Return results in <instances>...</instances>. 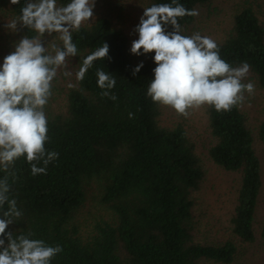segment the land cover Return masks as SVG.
Returning <instances> with one entry per match:
<instances>
[{
  "label": "trees",
  "instance_id": "trees-1",
  "mask_svg": "<svg viewBox=\"0 0 264 264\" xmlns=\"http://www.w3.org/2000/svg\"><path fill=\"white\" fill-rule=\"evenodd\" d=\"M3 1L19 17L25 0L17 5ZM209 1L178 0L189 10ZM57 2L66 5L69 0ZM147 2L150 7L171 0ZM193 20L178 18L182 30ZM20 32L35 35L27 28ZM72 40L78 70L102 43L109 45L108 58L94 61L84 79L69 88L64 113L47 115L45 148L58 158L48 164L46 174L33 176L23 157L16 162L10 196L23 215L7 231L32 233L30 238L61 246L51 264H232L238 244L255 240L261 187L260 161L244 113L239 107L217 113L206 106L215 139L208 155L224 170L240 173V181L230 219L236 240L204 243L194 237L192 194L204 176L194 144L182 125L158 124L160 105L146 95L156 66L154 53L136 59L126 35L105 16L82 25ZM217 44L222 59L234 67L247 62L264 88V27L250 5L233 15L231 31ZM97 69L115 77V101L101 97ZM258 137L264 143V120ZM260 235L264 237V218Z\"/></svg>",
  "mask_w": 264,
  "mask_h": 264
},
{
  "label": "clouds",
  "instance_id": "clouds-1",
  "mask_svg": "<svg viewBox=\"0 0 264 264\" xmlns=\"http://www.w3.org/2000/svg\"><path fill=\"white\" fill-rule=\"evenodd\" d=\"M9 3L17 5L20 0ZM94 7L95 0H69L66 5H58L57 0H25L19 17L5 24L11 32L27 28L35 35L23 36L0 65V172L4 174L0 176V264H51L62 252L59 245L30 238L32 233L7 231L23 215L10 196L16 180L13 169L23 157L33 176L46 174L48 164L58 158L57 152L45 148L49 139L45 107L58 72L64 69V75L71 74L67 71L69 59L78 55L72 34L94 18ZM198 14L178 0L152 4L144 8L134 28L138 38L130 47V53L136 56L154 53L156 66L146 95L153 103L185 118L206 106L217 113L230 112L244 104L246 94L255 92L254 83L244 82L250 71L247 62L234 67L220 57L219 46L211 37L199 32L182 35L178 18ZM168 26L171 31H167ZM54 33L55 37L45 44V34ZM57 38L60 45L55 43ZM108 52L109 45L102 43L87 55L76 79L82 81L94 61L108 58ZM142 67L143 62L132 74ZM96 77L101 97L115 101L117 97L111 94L115 77L103 69H97ZM133 117L129 113V118Z\"/></svg>",
  "mask_w": 264,
  "mask_h": 264
},
{
  "label": "rangeland",
  "instance_id": "rangeland-1",
  "mask_svg": "<svg viewBox=\"0 0 264 264\" xmlns=\"http://www.w3.org/2000/svg\"><path fill=\"white\" fill-rule=\"evenodd\" d=\"M249 5L264 27V3L260 0H210L204 5L195 7L194 10L199 14L194 16L192 23L182 30V35L190 36L199 32L203 36L211 37L217 43L222 42L231 31L233 15L242 7ZM146 7H148L147 0H95L94 18L84 25H89L98 17L105 16L113 27L120 29L126 35L130 52L132 41L138 38L134 28L138 25ZM14 18L9 7L0 0V65L4 57L14 51L15 44L23 37L20 28L17 32L5 28V24ZM54 37L55 33L52 36L45 34L43 40L47 44ZM55 43L60 45L62 42L57 38ZM133 56L139 59L141 55ZM67 71L71 74L66 76L63 74L64 69H61L52 82V96L45 107L46 115L66 111V95L70 88L68 85L75 86L77 81L76 56L69 59ZM244 82H252L255 85L254 94L251 96L246 94L245 102L239 108L244 113L246 125L252 135L253 148L260 161L261 187L254 216L255 240L252 243L238 244L232 264H264V237L260 235V225L264 218V143L258 137L259 125L264 120V88L258 84L250 71ZM157 120L162 127L172 128L177 124L182 125L194 144L195 154L204 171L200 187L192 194L195 239L214 244L229 239L236 240L231 232L230 219L236 205L240 173L224 170L210 159L208 149L214 144L215 139L210 134L206 107L192 111L185 118L178 116L169 108L160 106Z\"/></svg>",
  "mask_w": 264,
  "mask_h": 264
}]
</instances>
